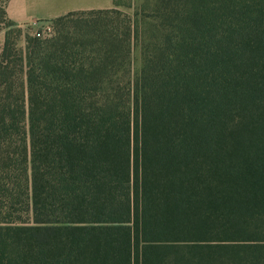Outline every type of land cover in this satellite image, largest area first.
Listing matches in <instances>:
<instances>
[{"label": "trees", "instance_id": "obj_1", "mask_svg": "<svg viewBox=\"0 0 264 264\" xmlns=\"http://www.w3.org/2000/svg\"><path fill=\"white\" fill-rule=\"evenodd\" d=\"M9 1L0 264H264V0L71 12L41 38Z\"/></svg>", "mask_w": 264, "mask_h": 264}, {"label": "crops", "instance_id": "obj_2", "mask_svg": "<svg viewBox=\"0 0 264 264\" xmlns=\"http://www.w3.org/2000/svg\"><path fill=\"white\" fill-rule=\"evenodd\" d=\"M53 0H10L6 13L15 25H22L33 20L50 21L71 12L112 10L116 8L115 0H64L58 8L50 7ZM37 15L39 19L32 18Z\"/></svg>", "mask_w": 264, "mask_h": 264}, {"label": "rangeland", "instance_id": "obj_3", "mask_svg": "<svg viewBox=\"0 0 264 264\" xmlns=\"http://www.w3.org/2000/svg\"><path fill=\"white\" fill-rule=\"evenodd\" d=\"M63 2L64 0H53L52 3L50 2V7L58 8ZM115 2L117 5L116 8L113 9L115 13L106 17L108 24L123 27L129 21L136 19L141 21L144 27L148 26L146 25L147 23L156 25V21H152L153 18L151 17H154L156 11L159 9V0H115ZM32 18L39 19L37 15H34ZM17 26L22 29L24 35L33 36L35 33L39 32L43 37L53 32L52 25L44 20H33L29 23ZM2 41L3 32L0 33V43H2ZM21 44H23V38Z\"/></svg>", "mask_w": 264, "mask_h": 264}, {"label": "built area", "instance_id": "obj_4", "mask_svg": "<svg viewBox=\"0 0 264 264\" xmlns=\"http://www.w3.org/2000/svg\"><path fill=\"white\" fill-rule=\"evenodd\" d=\"M47 29H48V28H47ZM35 37H37V38H41V37H42V34L39 33V32H37V33H35Z\"/></svg>", "mask_w": 264, "mask_h": 264}]
</instances>
